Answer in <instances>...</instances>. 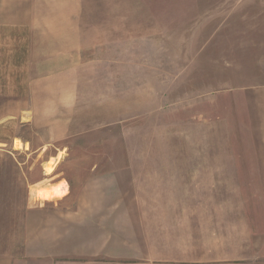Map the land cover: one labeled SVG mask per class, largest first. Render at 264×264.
<instances>
[{
    "label": "rangeland",
    "instance_id": "1",
    "mask_svg": "<svg viewBox=\"0 0 264 264\" xmlns=\"http://www.w3.org/2000/svg\"><path fill=\"white\" fill-rule=\"evenodd\" d=\"M32 4L49 31L18 35L19 60L8 58L0 77L8 114L17 116L0 136L20 154L23 201L31 191L45 201L65 193L31 187L45 173L77 191L113 171L264 153V0ZM21 108L33 115L21 117ZM20 174L9 184L21 188ZM231 180L233 202L252 200L256 179ZM18 213L7 211L9 224ZM0 253L21 259L23 243L0 242Z\"/></svg>",
    "mask_w": 264,
    "mask_h": 264
},
{
    "label": "crops",
    "instance_id": "2",
    "mask_svg": "<svg viewBox=\"0 0 264 264\" xmlns=\"http://www.w3.org/2000/svg\"><path fill=\"white\" fill-rule=\"evenodd\" d=\"M34 1L0 0V77L8 58L19 60L18 35L49 31L41 30L49 19L43 21ZM6 98L0 82V132L17 119ZM18 112L33 115L30 108ZM5 139L0 136V242L21 240L24 257L0 253V264H264V153L183 157L172 161L192 168L142 175L113 171L77 191L60 173H45L31 187L65 193L45 201L31 191L25 202L14 147L19 138L12 140L15 152ZM17 173L21 188L9 184ZM232 178L256 179L252 200L232 201ZM8 210L21 211L15 223H8Z\"/></svg>",
    "mask_w": 264,
    "mask_h": 264
},
{
    "label": "bare ground",
    "instance_id": "3",
    "mask_svg": "<svg viewBox=\"0 0 264 264\" xmlns=\"http://www.w3.org/2000/svg\"><path fill=\"white\" fill-rule=\"evenodd\" d=\"M17 144H18V146H19V147H20V146H22L20 142H19V143H17Z\"/></svg>",
    "mask_w": 264,
    "mask_h": 264
}]
</instances>
